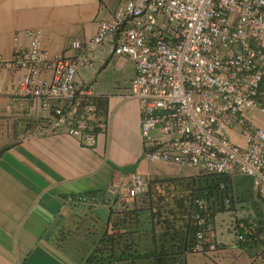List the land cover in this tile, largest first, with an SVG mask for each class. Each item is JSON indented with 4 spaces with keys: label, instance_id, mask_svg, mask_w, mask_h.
Returning <instances> with one entry per match:
<instances>
[{
    "label": "built area",
    "instance_id": "2783aa9c",
    "mask_svg": "<svg viewBox=\"0 0 264 264\" xmlns=\"http://www.w3.org/2000/svg\"><path fill=\"white\" fill-rule=\"evenodd\" d=\"M23 36L26 47L0 57V68L15 97L50 113L35 132L62 130L91 144L106 119L96 118L90 86L75 80L76 73L95 58L101 64L126 59L134 76L125 98L137 102L143 158L196 175L248 177L261 207V232L235 224V238H264V129L251 120L253 113L264 116V0H119L91 38L67 41L56 56L43 48L40 30ZM151 181L131 174L113 182L116 204L144 195ZM109 199L88 193L63 200L94 206ZM193 204L192 253L205 254L213 250L202 244L209 211L201 198Z\"/></svg>",
    "mask_w": 264,
    "mask_h": 264
},
{
    "label": "crops",
    "instance_id": "0c3cea01",
    "mask_svg": "<svg viewBox=\"0 0 264 264\" xmlns=\"http://www.w3.org/2000/svg\"><path fill=\"white\" fill-rule=\"evenodd\" d=\"M118 1L0 0V57L8 59L26 47V29L41 31L50 56L61 54L67 41L91 38ZM133 76L132 65L121 58L104 64L95 58L91 67L77 71L75 80L89 84L91 97L104 104V117H98L106 119L104 131L85 144L62 130L35 132L50 113L15 97L0 68V264H81L107 227L110 210L121 209L113 198V182L131 174L152 180L196 175L189 168L143 158L137 102L125 98ZM88 193L110 197L109 205L69 206L63 200ZM214 228L206 227V248L212 245L213 250L201 254L204 264L214 255L218 264H264V238L232 242V250L213 234Z\"/></svg>",
    "mask_w": 264,
    "mask_h": 264
},
{
    "label": "trees",
    "instance_id": "16d2710c",
    "mask_svg": "<svg viewBox=\"0 0 264 264\" xmlns=\"http://www.w3.org/2000/svg\"><path fill=\"white\" fill-rule=\"evenodd\" d=\"M94 101L96 118L104 117V104ZM227 178L198 174L195 178L151 181L146 193L134 198L131 206L110 210L107 227L81 264H185V257L193 254L197 232L191 220L196 211L193 201H205L212 226L214 215L225 207L229 211L232 204ZM256 222L259 234L261 222ZM206 242L204 232V249Z\"/></svg>",
    "mask_w": 264,
    "mask_h": 264
},
{
    "label": "rangeland",
    "instance_id": "374dc122",
    "mask_svg": "<svg viewBox=\"0 0 264 264\" xmlns=\"http://www.w3.org/2000/svg\"><path fill=\"white\" fill-rule=\"evenodd\" d=\"M251 120L256 125L264 129V116L258 113H253L251 116ZM193 176L195 178L197 175ZM155 180L156 179H153L152 181ZM227 184L228 194L229 196H231L232 204L230 205L231 207H229V211H227L228 208L225 207L224 212L216 213L214 215L213 225L215 226V228L212 232L214 235L216 234L217 236H222L221 242L223 245H228V248L236 250L234 246H229L233 244L232 242H236L235 234L237 233V230H235L234 225L242 224L244 227L252 226V228L255 229V225L257 224L256 221H259L261 219V207L256 201L254 194L252 193L251 182L248 177L242 175H234L227 178ZM120 203L123 205V207H129L131 206L132 201ZM120 207L122 209V206ZM219 230L220 232H218ZM251 242L256 241L253 239ZM250 254L251 253H249L248 256H250ZM213 258L214 259H210L209 264H218V262L216 263L217 260L215 255L213 256ZM219 262V264H223L221 260ZM185 264H204L202 255L197 254L192 257H188Z\"/></svg>",
    "mask_w": 264,
    "mask_h": 264
}]
</instances>
